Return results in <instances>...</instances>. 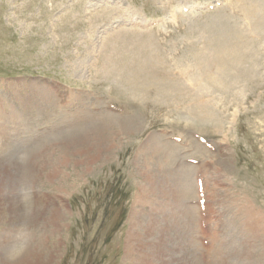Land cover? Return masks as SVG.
Wrapping results in <instances>:
<instances>
[{
	"label": "rangeland",
	"instance_id": "obj_1",
	"mask_svg": "<svg viewBox=\"0 0 264 264\" xmlns=\"http://www.w3.org/2000/svg\"><path fill=\"white\" fill-rule=\"evenodd\" d=\"M243 3L0 0V211L15 204L31 158L42 152L49 161L63 159V172L70 174L67 181L77 184L65 196L69 215L51 264H133L142 257L147 261L144 264H264V41L257 39V31L252 32L243 19ZM225 24L241 27L256 43L258 71L251 82L235 84L221 93L203 79L211 96L195 102L209 103L214 120L204 122L192 110L191 101L176 111L170 102L146 95L140 98L124 75L109 74L108 60L119 45L149 38L145 52L129 46L130 54L125 55L135 52L132 57L137 62L146 57L169 61L171 67L161 69L162 75H169V82H182V88L188 90L192 79L200 76L195 56L203 52L204 38ZM183 69L192 78L180 75L179 79L177 72ZM217 71L208 79H214ZM154 88L150 89L152 96ZM102 110L115 117L135 112L133 117L140 122L134 134L118 138L120 147L109 157H98L97 148L103 142L88 139L76 143L68 135L76 124L91 137L89 131L99 123L97 115ZM216 118L221 119L219 128ZM152 136L158 137L159 144L170 142L182 151L168 163L158 156L146 165L142 161L154 145ZM196 136L209 145L208 156L196 154L204 168L201 175L208 181L203 182L207 187L203 185V214L194 206L196 200L194 205L192 200H183L178 175L182 165H189L184 149ZM80 137L75 139L81 141ZM140 146L143 155L134 163ZM191 155L195 157L186 156ZM85 164L90 165L91 173L77 178L75 171L81 172ZM27 186L25 192L35 198ZM34 188L48 191L53 185ZM34 206L32 201L29 207ZM27 211L20 208L16 215L0 216V264H16L10 257L13 250L37 248L33 234L41 220L32 223V210ZM131 223L141 235L150 225L145 242L151 246L142 252L145 242H136L127 260L125 242ZM31 261L24 260L25 264Z\"/></svg>",
	"mask_w": 264,
	"mask_h": 264
},
{
	"label": "bare ground",
	"instance_id": "obj_2",
	"mask_svg": "<svg viewBox=\"0 0 264 264\" xmlns=\"http://www.w3.org/2000/svg\"><path fill=\"white\" fill-rule=\"evenodd\" d=\"M242 1H244L243 4H244V13H245V16L243 19L248 22V27H250V30L252 32L257 31V34H256L257 39L260 38L259 40L264 41V0L262 3L259 0H242ZM203 36L204 35H202V37ZM204 39L205 40H204L203 52L200 55L198 53L195 56L196 57L195 60L197 61V64L199 65L198 68L201 70V72H199L200 73L199 77H201V80L199 79V77L197 79H195L196 77H194L195 83L192 79V82L194 83V85L192 83L191 85L192 87L189 86L190 88L188 90H186L185 88H182L183 83L181 82L182 84L181 85L180 82L177 81L174 77L173 78L176 80V82L174 81L172 82L170 79V82H172L170 83L168 79L170 78V76L167 75V72H166L167 76L162 75L161 69L165 70V68L169 67V61H165L166 63H164L163 61L161 62V60L158 58L154 59V58L146 57V58H143L142 61L139 60V62H137L136 61L137 59H134L132 57V54L135 52H132L130 57L125 55L130 52V50L127 49L129 46L131 47L139 46L135 50L141 51V53L145 52V48L143 47H145L146 45H150L149 38L148 39L146 38L145 41L139 40L140 42L138 40L132 41L131 43H127L124 41L125 43L123 44V46L119 45V47L117 48V51L114 50L113 55L108 60L109 62H108L107 67L109 70V74L115 77L120 76V78H122V75H124L123 77L124 81H127L129 86H134V89L136 90V94H137L136 96L141 98L146 95L148 96L147 98L155 97L156 100L158 99L160 101H163V102L165 101L167 103L170 102L171 106L173 107V110H176V111H181L182 108L188 105L189 102L191 101L190 103H193L192 106L190 105L192 107V110H194L195 112H198V114L200 115V118L204 120V122L209 121L211 118L213 119V112H214L212 109L210 110V107L208 105L209 103L207 104L205 102L204 103L201 102L198 104L197 102H195L202 97L204 98V96L206 95L209 97L211 96L210 95L211 92L208 93L210 89L206 90L205 85L202 84L203 81L207 80L209 83L212 82L213 83L212 85L216 86L218 89L217 90L214 88V90L219 91V93L225 90L232 89V87L235 84L251 82L252 81L251 79L253 77L255 67H256L255 62L257 58L255 59V57L259 55L258 53L259 49L256 46V43L252 41L253 39L250 38V36H248V34L245 33V30H243L241 27H234L232 24L231 25L230 24L220 25L215 30L210 31L208 33V36H206ZM130 64L136 65V68H134L133 70L132 68L133 65H130ZM181 64L183 63L181 62ZM194 67L196 66L194 65ZM189 68H190L189 70H191V67ZM171 69L170 71H173ZM186 69L178 71L177 72L178 77L180 75L188 76L190 72ZM214 69L215 71L218 70L216 72L217 73L216 77H214V79L212 78L208 79L211 77V75H213ZM257 71L258 70H256L255 72ZM128 75H130V77H128ZM161 75L163 76V78L162 77L159 78ZM173 76H176V75H173ZM181 77H179V79ZM189 77L192 78V74H190ZM189 82H191L190 79H189ZM188 85L190 84L188 83ZM129 86L128 88H130ZM151 86L155 87L154 89L157 91L156 92L153 89V96L151 94L152 91L150 90ZM204 90H206L207 92ZM220 90H223V91L220 92ZM134 114L135 112L131 116L129 115V117H126V116L125 117L123 116L115 117L114 115L107 112V110L106 111L102 110V112H100V114L97 115L98 117L97 121H99V123H97L89 131L92 133L91 137L88 136L89 134L84 135L83 133H87V132L85 131L83 132L82 130H80L79 125L77 126L76 124H73L74 126L72 125L70 129V133H68L70 137V141L78 143L84 140L86 141L88 139H94L98 143L103 142V143H100L97 148V150L99 151L98 157H102V156L109 157L116 148L120 147L118 138L120 139V137L124 136L125 134H128V135L134 134L137 130L140 129V122L136 121V118L138 117L137 116L133 117ZM220 121L221 119L219 118H216L214 121L215 124L217 122V125H216L217 128L220 127L219 125ZM77 136L79 137L81 136L80 137L81 141H77L76 140L77 138L75 139V137ZM155 138H158V137L152 136V139H153L152 143H154V145L151 144L150 147L148 146L149 149L151 150H148L145 152L146 158L145 157L143 158L144 160L142 161V163H145L146 165L148 164L150 159L155 158V157H156L155 159H157L158 156L160 158H164L165 159L164 161H167L168 163L169 160H171L174 157V154L176 152L182 151L181 148H179L178 146L170 142H167L166 145L159 144V142L157 141L159 139L156 140ZM195 141L192 140L189 142L187 149H184L185 153L183 155H185L186 158H196V154H198L199 156L200 155L208 156L203 146L198 141L196 142ZM190 148H193V149L191 150ZM143 150L144 148L142 146H140L136 150V153H135L136 157L134 159V163L135 162L137 163L139 156L143 155L141 154ZM105 152H106V155H105ZM62 154L64 153L62 152ZM188 154H193L195 155V157H193L192 155H191L192 157L186 156ZM47 155L48 154L46 153V155L43 156V152H42L39 156L37 157L34 156L31 158L30 160L31 165L28 169H26L28 171L27 174H23L25 177L24 181L21 182V186L23 188H21L19 192V196L15 198V204L14 205L7 204L8 205L7 208H3L0 211V216L4 218V217H7V215L9 216V215L15 214L18 210H20V208H25L26 210L28 209V211L31 208L32 212H31V215L30 214L29 215H30V220L33 221L32 223H35V220H41L40 221L41 223H39V225L36 226L39 228L37 230L35 229L34 234H33L35 240L33 239L34 242L33 241L32 242L36 243L37 248H34V249L32 248L27 251L25 250L24 252H21L20 250H18L17 252L16 251L14 252L13 250L12 255L10 257H12V259H16V264H17V261L20 264H25L24 260L25 261L32 260L29 264H51L52 263V257H53L52 254L55 251V248L60 245L59 241L62 239L61 235L63 232V227L65 226L64 221L67 218V214L69 215V211L67 210V207H65L64 205L65 196H68L71 193V191L75 187H77V184L75 182H68L66 179V177L70 176V174H65L63 172V168H64L63 164H65V161L58 157L53 161H49V158ZM98 157L96 159H100ZM103 159L109 160V158H103ZM32 166L35 168H32ZM91 170L92 168L90 167V165L85 164L81 172L75 171V173H78L77 178H81V177H84L86 174H90ZM196 170H197L196 166L182 165L180 167V170L178 171V175L182 179V184H181V189L183 191L182 198L186 202L190 200L193 201L196 199V195H197L196 186L197 185L194 182ZM144 172L146 173V171ZM24 182H25V185L26 184L28 185L27 186L28 191L29 189L30 190L33 189V191L31 192H33L36 195L35 198L32 199L30 195H33V194H28L27 190L25 192ZM56 184L58 185L56 186ZM49 185H53V188H50V190L48 191H41V189H38L37 191L34 188L35 186H38L39 188L49 187ZM203 185H204V188L207 189L206 185L205 184ZM48 194H51L52 197L47 198ZM32 201H34L35 206L29 207V205H32ZM134 206H135V202L133 204V207ZM132 215H134V213ZM0 221H1V218H0ZM143 229L145 231V235H141L140 232L135 230V226L133 227V224L132 223L130 224L128 236H126L124 259L130 260V257L133 251L132 247H134V244H136V242L137 244H139L142 241L145 242V240H147L145 236H147L148 234L150 236V225L148 226V228L146 225ZM136 235H138V237L141 240L140 239L135 240ZM131 244L133 246H131ZM144 246L141 247L143 248L142 252L143 251L145 252L147 250V246H151V245L150 243L148 244L145 242ZM39 248H41L42 250ZM146 262H147L146 259L142 257L141 259H136V261L132 263L133 264H144Z\"/></svg>",
	"mask_w": 264,
	"mask_h": 264
}]
</instances>
